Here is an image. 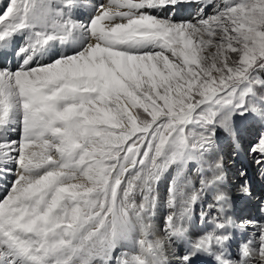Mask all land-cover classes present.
<instances>
[{
	"label": "snow or ice",
	"instance_id": "snow-or-ice-1",
	"mask_svg": "<svg viewBox=\"0 0 264 264\" xmlns=\"http://www.w3.org/2000/svg\"><path fill=\"white\" fill-rule=\"evenodd\" d=\"M106 2L56 3L57 15L66 13L68 19L81 8L93 9L87 23L77 21L87 31L88 43L78 44L75 24H65L67 35L59 39L71 42V55L57 52L39 67L52 68L90 53L94 47L91 40L96 38L93 25L102 15ZM152 6V3L147 5ZM189 7H197L198 14L204 15L205 10L210 14L216 3L215 0L207 3L160 0L158 5L166 13L164 21L171 17L174 22L178 12ZM52 13L49 0H0V40L11 38L15 42L28 25L29 17L36 26L47 25L52 21ZM143 15L162 23L151 13ZM37 35L44 37L45 46L56 38L45 33ZM155 39L146 33L123 37L124 42L133 46H146ZM24 52L25 48L15 42L11 54L23 56ZM33 60L34 57H25L15 68H9L5 62L0 64V72L15 75ZM257 87L264 89V78ZM19 88V84L0 81V264H201L202 257L211 258L214 264H264V223L237 221L232 214V193L225 190L228 177L223 157L207 159L216 146L217 129L234 132L235 115L252 113L264 118V96L257 98L258 104L250 105L246 98L235 110L225 108L218 112L211 130L203 136L200 133L204 129L198 127L203 105L196 109L194 119L183 126L188 150L183 152L182 166L197 163L196 190L203 196L196 205L210 197L207 213L201 210L200 221L210 223L212 228L195 238L190 230L183 242L172 237L161 255L150 225L143 220L147 205L141 201L147 202L149 197L138 192V183L144 173L153 171L165 158V152L175 155L177 145L169 144L160 135L161 121L144 133L133 135L127 131L133 122L141 128L144 121L152 122L150 111L134 103L128 93L148 103L156 98L153 92L123 76L107 87L103 80L97 83L86 77L64 75L55 80L41 79L36 91H19ZM159 91L162 94L163 90ZM104 112H109L111 123L102 122ZM112 124L118 125L115 136L111 134ZM233 144L234 151L239 153V140L234 138ZM117 149L122 150L117 152ZM250 152L264 175V133ZM240 175L247 173L241 171ZM180 177L181 173L177 172L169 185L170 199L166 206L172 205V185ZM236 194L250 197L251 184L245 180L237 187ZM156 200L158 203V192ZM155 215L156 208L152 207L148 219ZM173 218L171 214L164 218L160 230L166 235L171 232L168 225ZM235 232L249 234L234 252L231 245ZM172 243L176 246L171 247Z\"/></svg>",
	"mask_w": 264,
	"mask_h": 264
},
{
	"label": "rangeland",
	"instance_id": "rangeland-1",
	"mask_svg": "<svg viewBox=\"0 0 264 264\" xmlns=\"http://www.w3.org/2000/svg\"><path fill=\"white\" fill-rule=\"evenodd\" d=\"M147 1L146 6L149 3L153 5L151 8L147 7L148 10H159L160 0ZM60 2L62 0H49L50 6L53 7L52 16H57L55 4ZM204 2L207 3L209 0H204ZM215 3L216 7L211 10L210 14L205 10V14L200 15L197 7H189L186 11L178 12V18L182 20L198 19L200 21L195 24L199 26L204 23L210 24L211 30L209 29L208 35L211 40H216L220 45H204L203 50L207 52L204 58L199 63L190 62L189 68L181 62H174V69L165 71L169 80L150 78L146 86L156 98L141 106L145 111H150L152 122L144 121L143 128L136 127L133 122L132 127L127 129L133 135L144 133L156 121H161L160 135L166 137L169 144L177 145L175 155L165 152V158L155 165L153 171L144 173L140 179V186H145L148 181L153 180L152 202L154 204L151 202L150 207L156 208V217L165 218L171 213V208L166 206L170 199L169 185L177 172L181 173L180 179L172 185L171 197L172 203L174 201L176 205L179 204L178 207L180 206L179 208L184 211L172 215L175 222L172 231L175 234L170 238L175 237L176 242H183L184 237L192 228L196 229L198 224L200 225L198 229L203 231L212 228L210 223L205 222L204 224L200 221L201 210L203 209L207 213L210 197L206 196L200 204L196 205L197 199L203 196V193L196 190L199 187L197 163L192 162L186 167L182 166L185 159L183 152L188 150L183 126L194 119L196 109L203 105L200 113L201 123L198 125L204 129V132L200 133L203 136L211 130L212 121L218 112L225 108L235 110L246 102V98L250 105L258 104L257 98L264 96V89L257 87L263 78L257 71L264 67V0H215ZM46 26L34 25L29 17L28 25L21 32L24 34L33 33L39 37L37 33H43L41 29ZM145 30L146 34L156 37L149 45L160 47L182 44L183 39L175 36L169 29H167L168 31L161 28ZM169 31L171 33H167ZM162 34H165L167 39H163ZM21 43L22 40H20ZM172 73L176 78H172ZM92 81L98 83L100 78H92ZM159 90H163L162 94ZM176 92L179 94L176 95ZM249 93H253V95L249 96ZM178 95L180 97H177ZM100 111L103 112V109ZM102 122L111 123L109 112H104ZM233 126V133H228L222 128L217 129L216 146L207 155V159L214 160L217 157H223L228 177L225 186L231 182L229 187L231 193L232 191L235 193L237 187L245 180L252 186L250 197L239 196L235 193L236 198L239 197L233 201V205L234 203L235 205L232 214L237 221L250 218L264 223V175L261 174V169L255 163V156L250 152L251 146L260 134L264 133V118L252 113L243 116L235 115ZM117 127L118 125L112 124L113 132L111 134L113 136L117 134L115 131ZM123 134V132L120 133L121 136ZM234 138L238 139L241 145L239 153L234 151ZM121 150L117 149V152ZM241 171H245L247 175L241 176ZM157 192L159 199H161L160 195L163 199L158 204ZM190 213L191 216L187 217ZM185 227L189 231L177 235L176 230ZM248 234L249 232H245V234L237 232L234 238L238 237L241 241L246 239ZM180 247L183 248L184 245L181 244Z\"/></svg>",
	"mask_w": 264,
	"mask_h": 264
},
{
	"label": "bare ground",
	"instance_id": "bare-ground-1",
	"mask_svg": "<svg viewBox=\"0 0 264 264\" xmlns=\"http://www.w3.org/2000/svg\"><path fill=\"white\" fill-rule=\"evenodd\" d=\"M91 2L97 3L98 0H91ZM146 3H148L147 0H107L102 15L93 25V31L96 38L91 40L92 45H94L91 52L86 53L83 57H77L54 65L52 68H42L39 67V65L47 64L57 52L71 55V42L66 43L59 39V37L67 35V29L64 27L65 24L68 26L75 24L76 42L78 44L83 45L88 43V33L82 27V24L77 21L80 20L83 21V23H87L93 14V9L81 8L73 14L72 19H68L66 13L52 16V21H50L47 26L45 25V28L43 27L41 29V32L45 33L46 31L47 35L56 37L46 46L43 44V36L36 37V34L33 33L24 34L23 32H20L15 42L20 43V40H22L21 46L25 48L23 56L11 54L15 51V42H13L11 38L0 40V64L8 62L9 68H15V66L25 57H34L31 64L25 69L16 72L15 75L8 72H0V81L11 85L19 84V91H36L37 84L41 79L55 80L64 75H70L77 78L86 77L89 81H92V78L97 77L104 81L105 87L113 82H119L120 77L123 76L136 82L137 86H146L149 83L150 78H154L155 80L161 78L169 80L170 78L165 75V71L167 69H174V62H181L188 68L190 62L199 63L207 53L203 50L204 45H220L216 40H211L208 35L211 26L210 24L206 25V23H204L199 26L195 24V22L200 21L198 19L182 20L178 18L177 22H174L172 18H168L164 21L163 18L166 16V13L160 10H148ZM140 5L145 6L140 7ZM147 13H151V15L160 18L162 23H156L152 20L150 15H143ZM179 21H183V23H180ZM53 24H55V26H53ZM148 28H161L166 31L169 29L175 36L183 39L182 44L180 46L170 44L159 47L157 45L149 44L146 46H133L124 42V36L135 37L137 36L134 35L136 33L145 34L147 33L145 29ZM139 30L143 31L140 32ZM170 31L167 33H171ZM161 36L163 39H167L165 34H162ZM5 53H8V55H5ZM169 57H171V61L169 60ZM109 63H111L112 67H109ZM117 73H120V76H117ZM172 78H176L173 73ZM13 90L15 91V89ZM175 94L177 95L179 93L176 92ZM128 95L134 103L140 105L146 104L145 101L140 100L134 93H128ZM177 97H180V95ZM18 115L19 113H17V119ZM14 122L16 121L14 120ZM230 184L231 182L225 186L226 191L230 192ZM138 192H143L149 197L147 202H142L147 205L146 210L144 211L143 220L146 224L150 225L149 230L155 237L154 244L162 255L164 246L169 244V241L171 240L170 237L175 234L172 231L173 223L175 222L173 219L169 222L168 227L171 229V232L169 235H166L160 230L164 218L155 216L151 220L148 219L151 215L152 209L150 205H152V193L154 192L153 180L148 181L145 186H140L139 181ZM235 193L232 191L233 201L239 197L236 198ZM160 198L159 202H162V195H160ZM178 205L173 201L172 205L169 206L171 208V215L178 214V212H184L179 208L180 206L178 207ZM190 216L191 213L187 217ZM242 220L252 219L244 218ZM199 227L200 225L198 224L196 229H191L193 238L202 235L205 232L198 229ZM176 231L178 233L177 235H180L183 232H188L189 229L185 227L179 228ZM250 231L251 229H249V232ZM236 233L237 232H235V234ZM242 234H245V232ZM235 241L236 243L232 246L233 251L236 249V244H238L239 247L240 238H235ZM175 246L176 243L171 244V247Z\"/></svg>",
	"mask_w": 264,
	"mask_h": 264
},
{
	"label": "trees",
	"instance_id": "trees-1",
	"mask_svg": "<svg viewBox=\"0 0 264 264\" xmlns=\"http://www.w3.org/2000/svg\"><path fill=\"white\" fill-rule=\"evenodd\" d=\"M257 72L264 78V67H262V69H259Z\"/></svg>",
	"mask_w": 264,
	"mask_h": 264
}]
</instances>
